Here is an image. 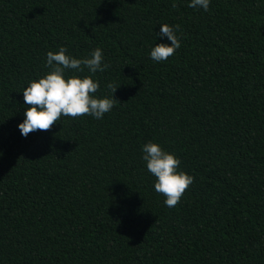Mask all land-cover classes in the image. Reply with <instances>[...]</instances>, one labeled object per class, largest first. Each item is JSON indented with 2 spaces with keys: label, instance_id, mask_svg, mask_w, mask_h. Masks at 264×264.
I'll return each instance as SVG.
<instances>
[{
  "label": "trees",
  "instance_id": "obj_1",
  "mask_svg": "<svg viewBox=\"0 0 264 264\" xmlns=\"http://www.w3.org/2000/svg\"><path fill=\"white\" fill-rule=\"evenodd\" d=\"M188 3L0 0V264H264V0ZM163 23L181 47L156 63ZM60 46L103 49L114 107L23 137L21 91ZM147 141L193 177L175 207Z\"/></svg>",
  "mask_w": 264,
  "mask_h": 264
},
{
  "label": "clouds",
  "instance_id": "obj_2",
  "mask_svg": "<svg viewBox=\"0 0 264 264\" xmlns=\"http://www.w3.org/2000/svg\"><path fill=\"white\" fill-rule=\"evenodd\" d=\"M211 0H189L188 7L207 12ZM173 7L176 4L173 3ZM166 38L169 43H155L150 47L149 58L156 62L166 61L181 47L176 29L166 23L160 24L155 40ZM110 67L105 61L103 49L96 47L86 56L77 58L60 46L58 51H48L43 76L29 80L23 88V120L17 128L23 137L37 130H49L60 118L91 116L96 120L114 107V92L119 86L106 85L111 96H97L99 80L93 77ZM87 71V74L85 73ZM30 106V107H29ZM141 159L147 171L155 177L154 190L164 196L167 207H175L183 193L193 183V177L180 170V160L173 152L164 150L158 143L147 141L141 146Z\"/></svg>",
  "mask_w": 264,
  "mask_h": 264
}]
</instances>
